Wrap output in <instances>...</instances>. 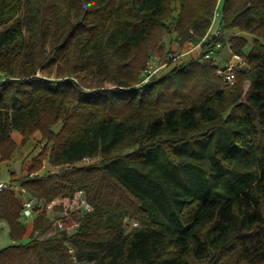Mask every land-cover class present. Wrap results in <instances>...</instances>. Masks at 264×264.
I'll list each match as a JSON object with an SVG mask.
<instances>
[{"label":"trees","instance_id":"obj_1","mask_svg":"<svg viewBox=\"0 0 264 264\" xmlns=\"http://www.w3.org/2000/svg\"><path fill=\"white\" fill-rule=\"evenodd\" d=\"M174 2L181 4L174 25L180 44L200 41L217 0H0V69L8 76L0 84L2 159H11L17 147L13 131L23 143L37 131L47 141L31 171L46 158L57 166L102 157L98 164L20 181L45 203L87 191L94 211L73 236L21 242L27 232L22 202L16 192L0 191V219L16 241L0 248V264H29L32 254L40 264H55L51 253L61 254L65 264H74V255L90 264H264V0H224V28L254 36L252 42L241 35L229 39L248 66L236 70L233 85L217 74L215 60L200 57L140 84L150 52L170 31ZM23 4L31 36L22 65L26 38L17 15ZM54 22L60 35L48 50ZM219 40L204 43V54L214 56ZM64 58L69 68H98L103 81L115 86L89 92L73 77L38 74ZM205 155L223 162L232 177L251 170L248 158L257 161L259 172L242 187L231 188L229 178L227 186L236 192L217 199L180 169L187 157L195 164ZM163 156L170 162L164 174L150 165ZM214 177L210 181L217 184ZM171 179L185 184L186 193ZM185 194L190 196L176 197ZM128 216L140 226L126 233Z\"/></svg>","mask_w":264,"mask_h":264},{"label":"rangeland","instance_id":"obj_2","mask_svg":"<svg viewBox=\"0 0 264 264\" xmlns=\"http://www.w3.org/2000/svg\"><path fill=\"white\" fill-rule=\"evenodd\" d=\"M25 7H26V5L22 6L21 11L17 15L24 20L23 21V23H24L23 29H24L25 38H26L25 45L22 48L23 49L22 50L23 51L22 65H23V61L25 60L26 56L29 53V37L31 36L29 28H28V22H27V19L25 17ZM172 10H173L172 16H171L170 20L168 21V23L171 26L170 31H167L164 33L162 40L158 43V46L150 52V55H149L150 57H152L154 55H158V56L163 57V56H166L167 53L172 52V51H186L187 49H190L193 46L192 43H195V41H191V43L190 42H184V44H180L181 41L179 40V38L177 36V32L174 30L175 19L181 13L180 12L181 11L180 2H174L172 4ZM73 22H75V19H73ZM8 25L9 24H7L5 26H8ZM228 33L229 34L227 35V37L222 38V41L225 44L221 48L217 49L218 54H219L218 56L220 57V59H219V61L215 59V61L218 63L219 67H225L227 65L228 58L231 56V50H230L226 40L227 39L229 40V38H231L233 35H236V30L228 29ZM59 35H60V32L58 30L57 23L54 22L51 25V32H50L48 41L46 43V48L48 50L50 49L53 40H55ZM178 40L180 41L179 44L175 45V42ZM248 51H249V47L246 49V52H248ZM196 52L199 53L196 50V51L192 52L191 54H188V56L186 57V62L190 61L194 57H199V56H197L198 54ZM181 63H177L174 66H177ZM38 74L45 76V77L52 78V79L73 77V78L77 79V81L82 85V87L85 89V91H89V92L93 91L97 88H104V87L105 88H112L115 86L114 82H112L110 80H104L103 81V76L100 74L98 68L94 67L91 70H85V71H82L80 69H75V68H69L65 58L61 59L58 63L53 64V66H47V67L39 70ZM62 127H63V122L60 121L58 124H56L53 127V130L57 133L62 129ZM225 132H224V134H226ZM224 134L222 131L220 135H224ZM42 141L44 142V144L41 145V149L47 144V141L44 140L43 138H42ZM42 141H39L37 144L34 143V145L39 146L42 143ZM189 144H191V142H187L184 145L188 146ZM50 147H51V144H49V148ZM241 153H243V152H241ZM245 155H246V153L243 156H245ZM101 159H102V157L98 156L94 160L95 162H93L91 164H98L101 162ZM192 159L193 158H191V157H189V158L187 157L185 159L186 162L182 165V168H180V169H182L183 172L185 171V173H187V177L185 179L188 180V182H190V183L196 182V188L197 189L203 187L206 191L207 190H213V192L215 194V198H217V199L224 198L225 196H231L236 192V191L228 188L226 181H228L229 178H230V181L228 183H229V186L231 188L242 187V186H245L248 182H250L253 179L254 175L256 178V176L259 172V164L257 163L256 160H253L250 158H248L245 161L246 162L245 164H246V166H250L251 170L240 169V170H237L236 172L234 171L235 173H237V175H234L235 173L233 175L237 176V177H234V176L232 177L231 173L226 171V168L223 166V162L217 161V160L215 161L210 156L205 155V156H200L198 158H195L196 159L195 164L193 163V161H191ZM236 161H238V160H236ZM91 164L90 163H81L79 167L89 166ZM122 164L123 163L120 162L119 166H121ZM150 165H154L156 167V171L158 170L160 173H163V174L165 172H167V169H170V166H169L170 162L167 158H165V156H163V158H161L159 160V162L150 163ZM150 165H148V166L150 167ZM240 166H241V168H246L245 165H239V168H240ZM189 167H190V169H188ZM237 167H238V165H237ZM205 170H208V172L210 171V175ZM200 174L203 175V178L199 177ZM211 174L216 175V177H214V175H211ZM204 177H205V179H204ZM213 177L216 178L215 181H217V184L214 181H212V182L210 181V179H213ZM172 182L174 184L173 187H175L177 189L179 188V190L181 192L186 193V190L184 188L185 184L181 185L178 182V180H172ZM189 187H190V185H189ZM188 195L190 196V194L177 195V196L175 195V196L185 198V197H189ZM149 198H152V197L149 196ZM152 201L154 202L155 206L157 207V210L160 211L161 215H163V217H165L166 214L164 212H162V208L160 207L159 202L156 201L155 199H153ZM43 216L44 217H43V220L41 222V225H42L41 228L43 226H46V223L49 220V217L47 215H45L44 213H43ZM39 217L35 221L34 227L36 226V223H37ZM136 222H138L137 226L134 224ZM124 223H125L124 228H125L126 233L133 230L134 228H137L140 226L138 219H136L134 217L132 218L129 216L126 218ZM33 233L34 232L31 228V226H29L28 230L26 232V235L28 237L29 236L31 237V236H34ZM5 238H6L5 240H7L5 244H9L11 242V240L13 239L10 236H5ZM69 241L70 240H68V242H66L65 245H66L67 249L69 250V252L71 254H74L71 252V250H74L73 245ZM50 257L55 264H65L64 258L59 253H51ZM29 264H40L38 256L35 254H32ZM74 264H77V263L74 261ZM80 264H90V263L89 262H83Z\"/></svg>","mask_w":264,"mask_h":264},{"label":"built area","instance_id":"obj_3","mask_svg":"<svg viewBox=\"0 0 264 264\" xmlns=\"http://www.w3.org/2000/svg\"><path fill=\"white\" fill-rule=\"evenodd\" d=\"M223 4L224 0H217V5L211 19V26L208 33L201 38L200 41L192 43L193 46L190 49H187L186 51H172L163 57L158 55L152 56L143 71L140 84L149 83L153 78L168 71L175 64L183 62L184 58L188 54H191L196 50L199 52L196 53L200 58L215 60L216 54L214 56L212 55V52L204 54V43L212 39L214 36L224 38L229 34L228 30L223 26ZM189 42L191 43V41ZM226 42L230 48L229 40L227 39ZM224 44L225 43L222 40H219L215 45H213V48L216 50L221 48ZM228 59L229 60L225 67L218 68L217 74L225 83L233 85L237 79L236 70L245 69L248 66L244 57L236 52H232V50L231 56ZM7 79V74L0 69V84ZM95 159L96 157L88 156L73 164L57 165L52 166L50 169L37 171L33 170L28 174V176L34 179L48 174L61 173L62 171L66 172L69 169H73V167L80 166L81 163L91 164L95 162ZM2 190H12L22 198L20 220L26 227L31 226L33 232L35 233L34 236L39 239L52 238L61 235L73 236L80 230L85 217L94 211V206L89 201L87 191L84 188L76 190L74 194L69 196L59 195L48 203L43 202L35 196L29 195L19 180L0 179V191ZM43 213L49 217V220L47 221L46 226H43L40 230H35V221ZM134 224L137 226L138 222ZM32 238L33 236L31 239ZM71 252L74 253V250H71ZM73 258L77 264L82 263L77 260L75 255Z\"/></svg>","mask_w":264,"mask_h":264},{"label":"crops","instance_id":"obj_4","mask_svg":"<svg viewBox=\"0 0 264 264\" xmlns=\"http://www.w3.org/2000/svg\"><path fill=\"white\" fill-rule=\"evenodd\" d=\"M236 30V35H241L246 37L250 42L253 41L254 36L247 33L242 32L240 29H233ZM179 40L175 42L179 44ZM216 60L219 61L220 57L218 56V50L215 52ZM188 56V55H187ZM186 56V57H187ZM186 57L184 58V62H186ZM230 58V57H229ZM229 60V59H228ZM12 136H14V140L17 143V147L13 152L11 159L3 160L0 154V179H14L23 181L28 177V174L31 172L30 168L33 167L34 159L42 153L41 145L44 144L42 141V135L39 131L35 132L31 138L28 139L27 142L23 143V136L18 131H13ZM39 141L42 143L39 146L34 145L37 144ZM52 165L50 164L49 160L46 158L43 161V165L39 170L42 169H50ZM18 198L21 200L22 198L18 195ZM28 230V227H26ZM5 236H10V226L9 223L5 219H0V248L16 243L13 239L9 244H5L7 240H5ZM11 237V236H10ZM32 237V236H31ZM31 237L25 234L24 238L21 242H29ZM26 240V241H25Z\"/></svg>","mask_w":264,"mask_h":264}]
</instances>
